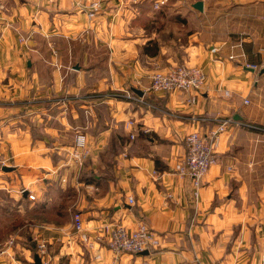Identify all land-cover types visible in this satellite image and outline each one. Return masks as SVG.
Here are the masks:
<instances>
[{
    "label": "crops",
    "instance_id": "crops-1",
    "mask_svg": "<svg viewBox=\"0 0 264 264\" xmlns=\"http://www.w3.org/2000/svg\"><path fill=\"white\" fill-rule=\"evenodd\" d=\"M156 1L0 0V154L13 168L0 169V190L26 208L30 244H46L48 264H264V0ZM150 41L157 56L141 55ZM175 64L204 72L200 92L148 90L152 73ZM219 119L233 122L194 199L174 166L186 135L208 136ZM79 133L89 156L62 166ZM85 173L97 183H82ZM139 223L160 243L146 255L94 241L103 225ZM21 239L0 264H34Z\"/></svg>",
    "mask_w": 264,
    "mask_h": 264
},
{
    "label": "built area",
    "instance_id": "built-area-1",
    "mask_svg": "<svg viewBox=\"0 0 264 264\" xmlns=\"http://www.w3.org/2000/svg\"><path fill=\"white\" fill-rule=\"evenodd\" d=\"M167 3V0H157L154 4V9L158 10ZM94 11L98 9V4L92 5ZM264 24V20H263ZM248 68L256 70L255 65H246ZM206 81L204 72L197 66H187L185 64L171 65L165 70H157L149 77L148 90L152 93H169L180 92L189 93L190 91L200 92ZM140 81L137 85L140 86ZM126 98L141 105H146L151 108L150 104L145 103L142 98L126 95ZM192 97L190 103L194 102ZM192 122L199 123L203 119L193 116ZM218 125L214 131H211L208 136H204L198 131H194L186 135L185 153L181 156L174 166L175 173L181 178H188L193 187V197L198 199L199 191L203 186V180L210 168L216 163L214 154L215 146L217 144L218 137L223 133L227 126L233 121L232 119L217 120ZM132 125V123H129ZM128 125V126H129ZM133 139V136H131ZM65 164L66 167H80L83 165L87 157L89 156V149L87 147L86 136L83 133H79L74 138V143L70 150L66 154ZM9 159L3 157L0 154V169L8 167ZM26 192V189H20L18 194L22 196ZM26 196L29 201H35L36 196L32 192L27 191ZM129 205L135 203L132 197L128 198ZM72 226L75 233L81 243L85 245H92L93 241L86 232L81 216L75 214L72 218ZM104 241L107 248L115 254L131 253L141 254L145 251L150 252L159 247V239L157 236L147 227L145 223H139L134 229H126L121 225L106 224L99 230V235L94 240ZM13 240L9 241L12 245ZM36 255L41 260L42 264H48L44 258H46V244L40 242L37 245Z\"/></svg>",
    "mask_w": 264,
    "mask_h": 264
},
{
    "label": "rangeland",
    "instance_id": "rangeland-1",
    "mask_svg": "<svg viewBox=\"0 0 264 264\" xmlns=\"http://www.w3.org/2000/svg\"><path fill=\"white\" fill-rule=\"evenodd\" d=\"M74 69L79 70L80 67H78V69L74 67ZM23 209L25 210L26 208L23 207L22 210ZM20 210L21 208L16 207L15 201L6 192L0 190V252L8 251L10 249H12L13 251L15 250L17 233H15L16 230L12 228L14 221L20 219L21 221L25 223L26 221L28 223H31V221L27 220L26 218V212L24 210L20 212ZM28 229L29 227H27V229L23 228L19 232L20 235H23V239L18 240V241L21 242L23 248H27L30 250L31 245L27 239V235H29L30 233ZM10 240H13L12 245L9 244ZM16 254L17 255L15 257L22 260L21 249L20 250L17 249ZM22 261H25V260H22Z\"/></svg>",
    "mask_w": 264,
    "mask_h": 264
},
{
    "label": "trees",
    "instance_id": "trees-1",
    "mask_svg": "<svg viewBox=\"0 0 264 264\" xmlns=\"http://www.w3.org/2000/svg\"><path fill=\"white\" fill-rule=\"evenodd\" d=\"M158 52H159V44L157 43V42H155V41H150V42H148L145 46H143L142 47V49H141V55H143V56H148V57H154V56H157V54H158ZM155 168L157 169V171H162L163 170V168L164 167H161V165H160V162L157 160V159H155ZM81 182L82 183H85V184H93V183H97L96 181H97V178L95 177V176H93V174H91V173H85L82 177H81ZM26 200H28V198H26ZM29 201V200H28ZM32 202V201H31ZM35 202V201H34ZM15 205H16V207H17V203H15ZM19 220V221H18ZM18 220H16V221H14L13 222V227L12 228H14V230H16L15 231V233H17V234H19V232L23 229V228H25V229H27V227H29L30 225V223H28L27 221H26V223L25 222H23V221H21L20 219H18ZM29 230V229H28ZM27 238H28V241H29V243H31V235L29 234V235H27ZM31 245V249H30V251L33 253V254H35L36 253V248H35V246L34 245H32V244H30Z\"/></svg>",
    "mask_w": 264,
    "mask_h": 264
},
{
    "label": "water",
    "instance_id": "water-1",
    "mask_svg": "<svg viewBox=\"0 0 264 264\" xmlns=\"http://www.w3.org/2000/svg\"><path fill=\"white\" fill-rule=\"evenodd\" d=\"M193 6H194V8H195L196 10H198V11H200V12L203 11V4H202V2H197V3H195ZM76 69H78V67H76ZM262 74H264V68L259 72V75H262ZM132 92H133L134 94H136L137 96H139V97H142V96H143V93H142L140 90L132 89ZM1 170H2L3 172H11V171L13 170V168H10V167H3ZM24 196H25V195H24ZM146 254H148L147 251L141 253V255H146ZM34 264H42L40 258L38 257V255H35V256H34Z\"/></svg>",
    "mask_w": 264,
    "mask_h": 264
}]
</instances>
